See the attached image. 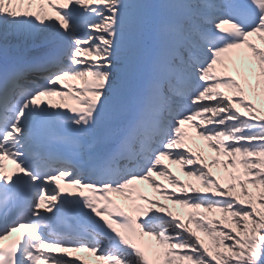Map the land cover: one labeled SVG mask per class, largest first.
<instances>
[{"label":"snow or ice","instance_id":"obj_1","mask_svg":"<svg viewBox=\"0 0 264 264\" xmlns=\"http://www.w3.org/2000/svg\"><path fill=\"white\" fill-rule=\"evenodd\" d=\"M85 253L264 264V0H0V264Z\"/></svg>","mask_w":264,"mask_h":264},{"label":"rangeland","instance_id":"obj_2","mask_svg":"<svg viewBox=\"0 0 264 264\" xmlns=\"http://www.w3.org/2000/svg\"><path fill=\"white\" fill-rule=\"evenodd\" d=\"M169 167L173 170V172H176L177 174H179L181 176V179H185L183 177V175L181 173H179V170H178V167L177 166H175V165H169ZM163 183H165V186L166 187H169V189H170V186H168L165 181H163ZM177 211H186V210H179V209H177Z\"/></svg>","mask_w":264,"mask_h":264},{"label":"bare ground","instance_id":"obj_3","mask_svg":"<svg viewBox=\"0 0 264 264\" xmlns=\"http://www.w3.org/2000/svg\"><path fill=\"white\" fill-rule=\"evenodd\" d=\"M157 179H160V178H157ZM161 182L163 183V181H161ZM85 258L88 259L91 262V264H101V262L96 261L95 257H91V256L87 255V256H85Z\"/></svg>","mask_w":264,"mask_h":264}]
</instances>
